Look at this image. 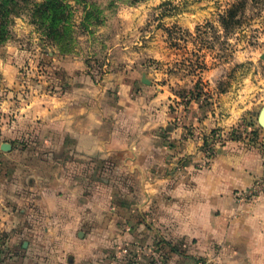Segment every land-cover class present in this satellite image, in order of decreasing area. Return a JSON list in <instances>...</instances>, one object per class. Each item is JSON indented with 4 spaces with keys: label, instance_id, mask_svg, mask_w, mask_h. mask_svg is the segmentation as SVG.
Returning <instances> with one entry per match:
<instances>
[{
    "label": "crops",
    "instance_id": "0c3cea01",
    "mask_svg": "<svg viewBox=\"0 0 264 264\" xmlns=\"http://www.w3.org/2000/svg\"><path fill=\"white\" fill-rule=\"evenodd\" d=\"M62 60L52 92L8 105L1 132L44 146L13 148L32 158L0 175V264H155L164 238L185 264H264V193L233 195L262 176L264 150L230 139L205 158L197 136L238 118L182 111L139 73L96 81ZM130 250L144 256L116 262Z\"/></svg>",
    "mask_w": 264,
    "mask_h": 264
},
{
    "label": "rangeland",
    "instance_id": "374dc122",
    "mask_svg": "<svg viewBox=\"0 0 264 264\" xmlns=\"http://www.w3.org/2000/svg\"><path fill=\"white\" fill-rule=\"evenodd\" d=\"M45 1L0 0L10 10L0 40V175L4 166L32 158L12 155L13 148L44 146L1 132L8 105L50 92L65 56L81 60L96 81L116 70L139 73L144 85L168 86L176 95L170 104L182 111L197 104L221 118L237 117L236 127L197 135L205 158L230 139L264 150V0H57L61 19L52 30L50 13L36 6ZM232 4L239 7L226 27L221 17ZM170 240L156 241L148 258L190 260ZM143 256L130 250L116 262Z\"/></svg>",
    "mask_w": 264,
    "mask_h": 264
},
{
    "label": "trees",
    "instance_id": "16d2710c",
    "mask_svg": "<svg viewBox=\"0 0 264 264\" xmlns=\"http://www.w3.org/2000/svg\"><path fill=\"white\" fill-rule=\"evenodd\" d=\"M54 1H57V0H46L45 2L36 5L38 6V9H37L38 11L43 9L41 11L43 15L46 13L45 12L46 10L50 13V15L48 16L49 17L48 28L50 30H52L55 25H58L59 24L58 21L61 19V17L58 15L59 13L58 8L54 4ZM136 1H139V0H130V3H133ZM238 7H239L238 4L230 5V7L226 10L225 14L221 17V21L226 27H229L230 23L235 20V13ZM9 12L10 10L5 8L3 2L0 3V40L3 38L4 33L8 31L5 25L4 19L8 17Z\"/></svg>",
    "mask_w": 264,
    "mask_h": 264
},
{
    "label": "built area",
    "instance_id": "2783aa9c",
    "mask_svg": "<svg viewBox=\"0 0 264 264\" xmlns=\"http://www.w3.org/2000/svg\"><path fill=\"white\" fill-rule=\"evenodd\" d=\"M262 193H264V173L255 181L254 186L248 189H237L233 195L238 201H246L252 200ZM196 264H201V262L197 261Z\"/></svg>",
    "mask_w": 264,
    "mask_h": 264
},
{
    "label": "water",
    "instance_id": "95a60500",
    "mask_svg": "<svg viewBox=\"0 0 264 264\" xmlns=\"http://www.w3.org/2000/svg\"><path fill=\"white\" fill-rule=\"evenodd\" d=\"M259 120L262 124H264V112H262L259 116Z\"/></svg>",
    "mask_w": 264,
    "mask_h": 264
},
{
    "label": "bare ground",
    "instance_id": "6f19581e",
    "mask_svg": "<svg viewBox=\"0 0 264 264\" xmlns=\"http://www.w3.org/2000/svg\"><path fill=\"white\" fill-rule=\"evenodd\" d=\"M264 125V124H263Z\"/></svg>",
    "mask_w": 264,
    "mask_h": 264
}]
</instances>
